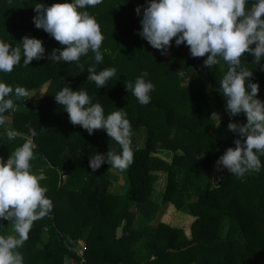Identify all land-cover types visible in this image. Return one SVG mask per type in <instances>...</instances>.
Returning a JSON list of instances; mask_svg holds the SVG:
<instances>
[{
    "label": "trees",
    "instance_id": "trees-1",
    "mask_svg": "<svg viewBox=\"0 0 264 264\" xmlns=\"http://www.w3.org/2000/svg\"><path fill=\"white\" fill-rule=\"evenodd\" d=\"M37 2L51 6L71 0H0V40L15 47L28 36L40 39L45 48L44 59H34L27 67L21 61L11 73H0V81L13 88L22 86L29 95L44 88L37 103L29 97L15 101L0 125V157L5 161L22 145L29 129L36 130L32 171L43 177L40 183L53 204L49 214L33 223L19 249L24 264H66L65 260L70 264L82 240L86 264H264V168L243 178L220 169L217 186H209L214 164L240 138L228 130V123H246L243 114L229 117L218 89L227 65L221 61L205 68L207 54L194 58L186 45H175V38L166 55L152 48L138 35L143 7L140 16L135 9L146 0H101L86 9L105 37L102 63L95 64L91 52L81 57L79 66L49 61L53 49L66 46L35 27ZM94 64L97 71L116 69L101 89L87 81V69ZM242 66L253 71L250 79L259 84L257 98L264 101V59L258 64L247 55ZM145 71V79L155 88L151 102L140 105L125 84ZM64 85L87 91L106 114L117 109L127 114L133 161L124 169L128 181L124 194L109 191L117 179L115 168L105 163L93 172L89 167L92 154L119 152V145L103 130L89 135L70 123L54 99ZM216 113L222 114L218 123L213 119ZM139 129L146 133L141 148L137 147ZM10 130L17 133L12 140L7 138ZM260 159L264 164V156ZM161 174L166 175L163 204L195 219L190 236L183 228L151 222L160 209L153 195ZM178 176L198 187L206 184L204 191L187 198ZM141 219L146 224L137 228ZM122 222V234L117 237ZM0 225V234H6L10 223L0 220Z\"/></svg>",
    "mask_w": 264,
    "mask_h": 264
},
{
    "label": "clouds",
    "instance_id": "clouds-1",
    "mask_svg": "<svg viewBox=\"0 0 264 264\" xmlns=\"http://www.w3.org/2000/svg\"><path fill=\"white\" fill-rule=\"evenodd\" d=\"M100 3L101 0H71L51 6L36 3L35 27L66 46L53 49L47 57L49 61L79 66L81 57L91 52L95 64L103 62L107 51H102L105 37L96 18L86 10ZM142 7L138 35L161 55L168 53L175 38V45H186L192 57L207 54L205 68L221 61L227 65L218 89L229 117L243 114L246 123L230 120L228 130L240 138L234 140V148H227L218 158L216 166L238 178L259 172L264 168L260 159L264 156V101L257 98L260 86L250 79L253 71L242 66V57L251 55L258 64L264 59V0H146L145 5L135 9L138 16ZM44 58L45 48L40 39L24 36L15 47L0 40V73H11L21 61L27 67L34 59ZM95 64L87 69V81L101 89L115 76L116 69L97 71ZM147 76L146 71L142 72L134 82L125 84L140 105L151 102L150 94L155 88L145 79ZM28 97L26 88L19 85L13 88L0 81V125L4 124L3 114L15 108V101ZM54 99L67 112L70 123L81 126L89 135L103 130L119 145V152L110 149L106 154L95 152L89 157L93 172L105 163L120 170L130 166L132 127L123 110L106 114L102 104L94 102L87 91L82 88L74 91L70 85H64ZM36 134L35 129H29L22 145L6 161L0 157V220L10 223L12 233L0 234V264H24L19 249L27 241L33 223L49 214L53 207L46 195L47 188L40 183L43 177L32 171ZM16 135L10 130L7 138L12 140Z\"/></svg>",
    "mask_w": 264,
    "mask_h": 264
},
{
    "label": "rangeland",
    "instance_id": "rangeland-1",
    "mask_svg": "<svg viewBox=\"0 0 264 264\" xmlns=\"http://www.w3.org/2000/svg\"><path fill=\"white\" fill-rule=\"evenodd\" d=\"M42 89L44 88H38V89L36 88L32 90L29 95V100L34 103H37V101L43 95ZM213 119L215 123L220 122L222 120V114L221 113L214 114ZM5 121L6 123L9 122L7 119ZM145 140H146L145 130L139 129L138 136H137V147L138 148L144 147ZM160 157L164 158L166 161L169 162V159H166L165 158L166 156L164 154L160 155ZM113 173L114 175H116L117 179L113 181L111 187L109 188V191L111 193L124 194L128 188V181H127L125 171L120 170V169H114ZM220 174H221V170H218L216 163H215L214 168H213V174L211 175V180L209 183V186L211 188H215L217 186L218 180L220 178ZM159 177H160L159 181L155 184V187H154L155 191L153 195V200L157 201V203L160 205V209L157 213V216L155 217L156 221H151L152 224L155 225L156 222H161L166 225H169L172 228H183L185 235L190 236V225L195 219L191 217L188 213H184L181 211H175L171 205L163 204L161 200V196L166 187V175L161 174ZM177 181L180 186L185 185V195L187 198L189 196L198 197L199 193L204 191V187L206 185L204 184L200 187L195 186L194 184L187 183V181L182 176H178ZM145 224H146V221L141 219L140 221L137 222V228H142ZM87 231L88 230H85L84 237H86ZM6 234H12L11 225H10L9 231ZM66 261L67 260H65V263Z\"/></svg>",
    "mask_w": 264,
    "mask_h": 264
},
{
    "label": "built area",
    "instance_id": "built-area-1",
    "mask_svg": "<svg viewBox=\"0 0 264 264\" xmlns=\"http://www.w3.org/2000/svg\"><path fill=\"white\" fill-rule=\"evenodd\" d=\"M85 252V243L83 241H78L77 248L75 250V259L72 260L70 264H86Z\"/></svg>",
    "mask_w": 264,
    "mask_h": 264
},
{
    "label": "water",
    "instance_id": "water-1",
    "mask_svg": "<svg viewBox=\"0 0 264 264\" xmlns=\"http://www.w3.org/2000/svg\"><path fill=\"white\" fill-rule=\"evenodd\" d=\"M121 233H122V227H119V228L117 229V231H116V235H117L118 237H120V236H121Z\"/></svg>",
    "mask_w": 264,
    "mask_h": 264
},
{
    "label": "crops",
    "instance_id": "crops-1",
    "mask_svg": "<svg viewBox=\"0 0 264 264\" xmlns=\"http://www.w3.org/2000/svg\"><path fill=\"white\" fill-rule=\"evenodd\" d=\"M123 224H124V223H122V227H123ZM66 264H68V260L66 261Z\"/></svg>",
    "mask_w": 264,
    "mask_h": 264
}]
</instances>
